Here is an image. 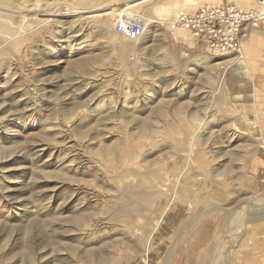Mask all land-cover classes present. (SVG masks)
I'll return each instance as SVG.
<instances>
[{
  "label": "rangeland",
  "instance_id": "1",
  "mask_svg": "<svg viewBox=\"0 0 264 264\" xmlns=\"http://www.w3.org/2000/svg\"><path fill=\"white\" fill-rule=\"evenodd\" d=\"M226 4L0 0V264H264V22L243 60L166 24Z\"/></svg>",
  "mask_w": 264,
  "mask_h": 264
},
{
  "label": "built area",
  "instance_id": "2",
  "mask_svg": "<svg viewBox=\"0 0 264 264\" xmlns=\"http://www.w3.org/2000/svg\"><path fill=\"white\" fill-rule=\"evenodd\" d=\"M264 18V0L257 8L240 10L232 4L204 7L193 14L175 18L171 27L186 32L195 44L201 45L209 54L221 58L242 57L243 39L248 33L259 29ZM146 30L143 20L124 16L115 25L117 35L136 42Z\"/></svg>",
  "mask_w": 264,
  "mask_h": 264
},
{
  "label": "bare ground",
  "instance_id": "3",
  "mask_svg": "<svg viewBox=\"0 0 264 264\" xmlns=\"http://www.w3.org/2000/svg\"><path fill=\"white\" fill-rule=\"evenodd\" d=\"M138 1V0H137ZM259 1V0H258ZM238 3H239V6L240 7H247V5H253V4H255L256 5V7H257V5H258V2H257V0H238ZM240 9V8H239ZM241 10V9H240ZM183 14V13H182ZM115 15L116 16H118L119 18H122V17H124V16H131V17H136V18H138V19H141V20H143V22H145V25H146V30H145V32L147 31V29H148V27H150V24L151 23H159V22H161L162 20H155V18H149V17H147L146 15H142V14H140V13H135V12H133L131 9H129V10H120V11H118V12H116L115 13ZM140 17H142V18H140ZM263 22H264V18H263ZM262 22V23H263ZM162 23H163V21H162ZM171 21H168L166 24L167 25H171ZM264 25V24H263ZM172 28V27H171ZM178 32V31H177ZM145 34V33H144ZM260 36H261V34L260 33H256V35H255V38H256V40H259L260 39ZM140 39V38H139ZM138 39V40H139ZM137 41V40H136ZM243 59H245V58H243L242 57V60ZM262 208H264V207H262ZM253 209L251 208V209H249V212L250 211H252ZM249 212H248V214H249ZM251 213H253V212H251ZM250 213V214H251ZM255 220H257V221H261V220H264V211H262V212H260V213H258L257 215H256V218H255ZM196 244V243H195ZM196 246V245H195ZM199 247V246H198Z\"/></svg>",
  "mask_w": 264,
  "mask_h": 264
},
{
  "label": "crops",
  "instance_id": "4",
  "mask_svg": "<svg viewBox=\"0 0 264 264\" xmlns=\"http://www.w3.org/2000/svg\"><path fill=\"white\" fill-rule=\"evenodd\" d=\"M239 8V7H238Z\"/></svg>",
  "mask_w": 264,
  "mask_h": 264
}]
</instances>
